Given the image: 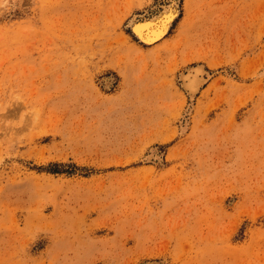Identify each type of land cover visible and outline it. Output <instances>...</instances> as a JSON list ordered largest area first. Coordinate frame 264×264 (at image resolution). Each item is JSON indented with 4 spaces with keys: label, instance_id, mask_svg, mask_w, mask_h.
<instances>
[{
    "label": "rangeland",
    "instance_id": "1",
    "mask_svg": "<svg viewBox=\"0 0 264 264\" xmlns=\"http://www.w3.org/2000/svg\"><path fill=\"white\" fill-rule=\"evenodd\" d=\"M167 4L0 0V264H264V0Z\"/></svg>",
    "mask_w": 264,
    "mask_h": 264
},
{
    "label": "bare ground",
    "instance_id": "2",
    "mask_svg": "<svg viewBox=\"0 0 264 264\" xmlns=\"http://www.w3.org/2000/svg\"><path fill=\"white\" fill-rule=\"evenodd\" d=\"M167 5L159 7L149 19H134L129 23L131 31L136 35L138 42L145 47H150L160 42L166 35L171 23L177 17V0H167ZM132 33V34H133ZM205 70L202 66L196 65L186 69V72L179 76L182 83L181 88L191 98L199 87L204 83Z\"/></svg>",
    "mask_w": 264,
    "mask_h": 264
}]
</instances>
